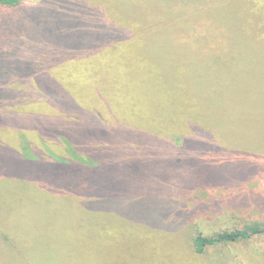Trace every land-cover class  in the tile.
Masks as SVG:
<instances>
[{
  "label": "rangeland",
  "instance_id": "obj_1",
  "mask_svg": "<svg viewBox=\"0 0 264 264\" xmlns=\"http://www.w3.org/2000/svg\"><path fill=\"white\" fill-rule=\"evenodd\" d=\"M22 1L29 13L20 29L15 23L4 28V16L18 17L14 5L0 15V53L26 46L80 50L111 26L128 31L117 33L128 39L112 45L114 52L79 66L74 83L86 92L80 105L93 115L115 113L121 127L134 130L127 132L123 157L140 159H121V174L172 208L157 227L143 208L97 209L84 203L87 196L11 175L14 162L0 159V264H264V233L204 252L193 244L197 234L264 224V0ZM192 113L209 117L233 152L221 159H173L190 145L179 138L188 130L179 123ZM22 138L68 155L64 143L43 145L35 132L0 127V140L18 145ZM228 191L238 208L221 200L209 212L204 200H220ZM199 213L212 217L194 219Z\"/></svg>",
  "mask_w": 264,
  "mask_h": 264
},
{
  "label": "trees",
  "instance_id": "obj_2",
  "mask_svg": "<svg viewBox=\"0 0 264 264\" xmlns=\"http://www.w3.org/2000/svg\"><path fill=\"white\" fill-rule=\"evenodd\" d=\"M79 1L88 3L86 0ZM23 4L22 0H0V15L7 12L3 10L12 9L13 5L18 15V17L14 16V21L12 16L3 15V18L8 20L6 24L5 21L0 20V24L4 23V28L8 29V26L15 23L20 29L22 16L29 13L28 6L23 7ZM43 22L44 25L49 23L47 19ZM114 26L96 35L91 46L85 49L46 47L31 51L26 46L24 50L14 51L11 46V50L0 53V80L4 79V83H10V87L6 84L0 85V127L19 134L24 131L25 135L27 132H35L43 145L64 143L68 153V155L57 154L51 151L48 145L43 148L30 139L27 146L20 148L19 145L0 140V159H10L14 162L11 175L38 180L57 192H73L80 198L87 196L83 199L84 203L97 209L128 207L132 210L136 205L143 208L141 214L146 221L160 227L159 224L165 223V217L171 213L172 207L164 206L156 196L152 198L143 195L136 178L131 179L126 174H121V171L124 172L121 159H140L139 155L132 158L123 157L127 154L123 150L124 141L128 142L130 138L127 132L133 129L121 127L124 124L118 120V117L115 118V113L110 112L108 118L99 112L93 115L92 113L96 111L80 105L79 99L84 97L86 92L80 91L74 83L75 73L80 74L79 66H83L102 53H105V56L109 55L114 52L112 45L128 39L124 36L121 38L122 35L117 36V33H121L120 30L123 31V35L128 34L126 29ZM45 30H49V27ZM8 33L12 34L11 31ZM10 37V34H7L4 38ZM48 39L53 43L52 38ZM80 69L82 70V67ZM88 84L91 85V82L82 85L90 88L92 85L88 86ZM96 93L99 97V92ZM31 104H49L56 110L39 112L28 108ZM115 107L117 106L114 105L113 108ZM228 108L218 105L219 111ZM127 109L130 110V114H134V104L129 103ZM124 112L128 113L126 110ZM116 113L121 114V111L117 110ZM110 122L112 123L109 124ZM179 124L188 127L187 133H183L184 135L179 138L184 145L185 143L190 145H185L180 157L173 159H221L226 152H233V145H225L221 141L218 126L213 124L209 117L192 113L188 119H184ZM186 147L189 148V152H185ZM208 147L209 151L205 149ZM128 168L136 173L133 160H130ZM132 184L136 189H131ZM91 198L94 200L87 201ZM207 199L204 203L209 212L220 208L221 200H226L234 209L238 208L234 202V205L232 204L229 191L220 200L214 195H210ZM197 217L208 219L212 216L199 213L194 219ZM175 219L176 216L173 214L172 220ZM263 233L264 224L254 222L243 228L223 231L214 236L197 234L193 238V244L197 252H204L207 246L249 239Z\"/></svg>",
  "mask_w": 264,
  "mask_h": 264
},
{
  "label": "crops",
  "instance_id": "obj_3",
  "mask_svg": "<svg viewBox=\"0 0 264 264\" xmlns=\"http://www.w3.org/2000/svg\"><path fill=\"white\" fill-rule=\"evenodd\" d=\"M25 132H26V131H25ZM23 133H24V131H23ZM27 143H28V139H27V141H25V139L22 138V141H19V142H18L19 148H20L21 146H25Z\"/></svg>",
  "mask_w": 264,
  "mask_h": 264
}]
</instances>
